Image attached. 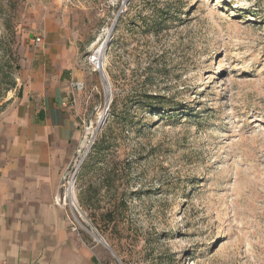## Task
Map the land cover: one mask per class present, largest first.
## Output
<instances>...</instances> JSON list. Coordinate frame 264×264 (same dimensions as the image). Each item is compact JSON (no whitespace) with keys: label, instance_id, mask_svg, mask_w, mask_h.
<instances>
[{"label":"rangeland","instance_id":"374dc122","mask_svg":"<svg viewBox=\"0 0 264 264\" xmlns=\"http://www.w3.org/2000/svg\"><path fill=\"white\" fill-rule=\"evenodd\" d=\"M52 42L73 54L75 152L95 139L48 206L67 246L96 264H264V0H0V122ZM50 210L32 249L70 250Z\"/></svg>","mask_w":264,"mask_h":264},{"label":"crops","instance_id":"0c3cea01","mask_svg":"<svg viewBox=\"0 0 264 264\" xmlns=\"http://www.w3.org/2000/svg\"><path fill=\"white\" fill-rule=\"evenodd\" d=\"M38 51L20 73L7 122H0V264H59L60 255L64 264H96L92 254L67 246L72 236L61 231L59 210L48 208L82 136L69 105L73 54L55 42ZM49 210L55 212L46 222L57 228L54 246L70 250L32 249V227L43 221L35 217Z\"/></svg>","mask_w":264,"mask_h":264},{"label":"built area","instance_id":"2783aa9c","mask_svg":"<svg viewBox=\"0 0 264 264\" xmlns=\"http://www.w3.org/2000/svg\"><path fill=\"white\" fill-rule=\"evenodd\" d=\"M41 37L38 36L36 38V41H41ZM72 88H76L77 90H82L85 87V83L83 80H75L72 82ZM95 142L94 140H90L87 142V144H85V146L81 143L80 146L77 148L75 155L73 156L71 162L69 163V165L67 166L65 172L62 175L61 178V182L59 185V189L61 191H59L56 195H55V202L57 204H61L62 202L65 203V200L63 201L62 198V189H66V185H75L77 183V178H78V174L79 171L84 163V161L86 160V158L89 155V152L93 146Z\"/></svg>","mask_w":264,"mask_h":264},{"label":"bare ground","instance_id":"6f19581e","mask_svg":"<svg viewBox=\"0 0 264 264\" xmlns=\"http://www.w3.org/2000/svg\"><path fill=\"white\" fill-rule=\"evenodd\" d=\"M106 35H109L110 34V30H107ZM103 49V48H102ZM101 49V46L98 48L96 54L94 55V60H95V63L97 64V66H101V64L103 63V59H102V52L103 50Z\"/></svg>","mask_w":264,"mask_h":264},{"label":"trees","instance_id":"16d2710c","mask_svg":"<svg viewBox=\"0 0 264 264\" xmlns=\"http://www.w3.org/2000/svg\"><path fill=\"white\" fill-rule=\"evenodd\" d=\"M113 102H114V101H113ZM112 107H113V105H112ZM114 109H115V108H112V114H113V115H114V113H113V110H114ZM94 144H95V142H94ZM94 144H93V146H92V148H91V150H90V152H89L88 157H87L86 160L84 161V163H83V165H82V167H81V169H80V171H79V174H80V172H81V170H82L84 164L86 163L87 159L89 158V156H90V154H91V151H92V149H93V147H94ZM79 174H78V176H79Z\"/></svg>","mask_w":264,"mask_h":264},{"label":"water","instance_id":"95a60500","mask_svg":"<svg viewBox=\"0 0 264 264\" xmlns=\"http://www.w3.org/2000/svg\"><path fill=\"white\" fill-rule=\"evenodd\" d=\"M104 54H105V51H103V54H102V56H104ZM98 67H99V65H98Z\"/></svg>","mask_w":264,"mask_h":264}]
</instances>
